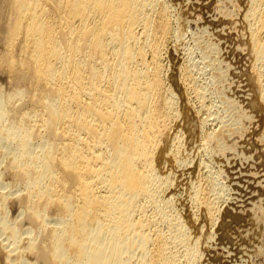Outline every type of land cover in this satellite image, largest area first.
Listing matches in <instances>:
<instances>
[{
	"label": "bare ground",
	"instance_id": "6f19581e",
	"mask_svg": "<svg viewBox=\"0 0 264 264\" xmlns=\"http://www.w3.org/2000/svg\"><path fill=\"white\" fill-rule=\"evenodd\" d=\"M2 1L0 72L12 87L0 96V141L16 145L11 155L7 143L8 151L0 149L11 157L6 171L26 183L18 191L23 220L37 227L27 229L30 241L22 246L20 228L0 216L11 245L4 254L18 251L22 263L31 253L35 264H205L211 232L189 209L198 203L197 171L189 149L172 147V133L160 130L159 81L146 80L144 49L155 46L149 10L158 0ZM246 15L255 60L264 65V0H253ZM177 69L174 62L173 78ZM181 90L164 107L185 132L190 116ZM175 101L181 106L174 113ZM181 190L186 197L178 199ZM5 193L0 189V209ZM161 198L168 206L176 200L179 215L160 207ZM158 217L173 235L163 237L150 262L146 231ZM7 246L0 242V254Z\"/></svg>",
	"mask_w": 264,
	"mask_h": 264
},
{
	"label": "rangeland",
	"instance_id": "374dc122",
	"mask_svg": "<svg viewBox=\"0 0 264 264\" xmlns=\"http://www.w3.org/2000/svg\"><path fill=\"white\" fill-rule=\"evenodd\" d=\"M3 2L0 0L4 7ZM157 6L156 9L149 10L155 48L147 44L144 49L145 72L148 79L150 76L146 80L159 81L154 103H157L159 109L156 120L158 123L162 120V125H158L160 130H166L175 136L170 134L169 142H172V147L180 143L184 151L189 149L188 162L197 171L194 190L198 203L190 204L189 209L194 220L200 221L201 226L209 230L208 236L211 232L208 237L210 243H207L203 252V260L205 264H264V65L256 62L249 40L252 21L246 14L250 12L253 0H158ZM54 15L55 13L51 16ZM143 44L144 42L141 45ZM2 49L1 46L0 50ZM109 53L111 55V51ZM174 62L178 72L173 78ZM6 74L0 72V86L4 87L3 90L0 87V96L4 93L7 96L12 87L9 75ZM178 86L183 89V100L187 101L185 105L186 108L188 105L190 116L188 122L193 121V125L190 123L192 126L186 124L189 130L186 129L185 132L184 128L173 127L175 114H172L173 117L170 115L171 122L168 121L170 117H165L168 115L165 103L175 99L174 91L180 90ZM27 99L24 100L27 105L22 103V106L26 105L23 111L31 105ZM175 103L174 113L181 106L180 102ZM1 140L0 146L5 147L6 139ZM15 145L16 143L7 145L10 146L8 150L11 148L12 151H8L7 146L5 148L8 152L5 148V152L2 151L3 148L0 149V161L3 163L0 162V171L4 172L0 174V186L4 185L0 189L8 193H5L7 198L9 195L13 196L8 198L10 201L5 198L3 205L6 210L0 209V213L5 211L0 216H7L8 223L12 222V225L20 228V234L26 240V244L23 242L22 246H26L30 241L27 229H34L36 226L23 220L24 202L19 200V195L25 191L23 187H26V183L12 177L9 170L6 171L5 161L9 162L11 159L10 156L9 159L7 157L15 151ZM184 192L181 190L177 198H185ZM161 199L160 207L165 208L167 213L179 215L180 205L176 200L173 202L175 204L171 202L168 206L165 199ZM52 216L54 223L56 216ZM158 219L156 220L159 223L152 226V229L148 227L146 231L149 238H152L147 248L150 262L157 257L163 237L168 239L173 235L168 226L165 223L163 225L162 217ZM157 227L162 230L160 234L157 233ZM0 229L5 232H0V242L5 247L8 245V249L2 254L7 252V255L11 246L8 244L10 240L1 226ZM2 254L0 264H10L12 256L9 259L4 254L9 259L7 260ZM14 254L16 255L13 258L19 264L36 263V257L31 253L25 254L26 260L22 263L18 251ZM12 264L18 263L14 261Z\"/></svg>",
	"mask_w": 264,
	"mask_h": 264
}]
</instances>
